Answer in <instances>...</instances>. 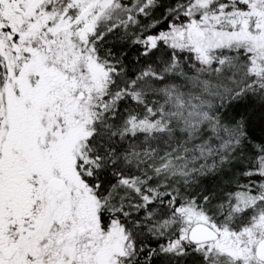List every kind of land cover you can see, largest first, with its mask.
Masks as SVG:
<instances>
[{"label": "snow or ice", "instance_id": "1", "mask_svg": "<svg viewBox=\"0 0 264 264\" xmlns=\"http://www.w3.org/2000/svg\"><path fill=\"white\" fill-rule=\"evenodd\" d=\"M0 264H264V0H0Z\"/></svg>", "mask_w": 264, "mask_h": 264}]
</instances>
